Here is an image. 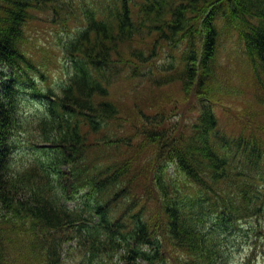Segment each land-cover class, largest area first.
<instances>
[{"label":"trees","instance_id":"16d2710c","mask_svg":"<svg viewBox=\"0 0 264 264\" xmlns=\"http://www.w3.org/2000/svg\"><path fill=\"white\" fill-rule=\"evenodd\" d=\"M71 6L0 0V264H63L65 239L77 264H225L222 246L241 227L263 230L264 127L219 128L218 27L239 35L264 92V0ZM46 11L63 29L80 24L61 46L57 88L41 86L44 69L24 50L29 23ZM125 71L153 86L180 82L186 113H141L132 133L115 134L122 117L110 90Z\"/></svg>","mask_w":264,"mask_h":264},{"label":"rangeland","instance_id":"374dc122","mask_svg":"<svg viewBox=\"0 0 264 264\" xmlns=\"http://www.w3.org/2000/svg\"><path fill=\"white\" fill-rule=\"evenodd\" d=\"M100 3H103V0H72L71 9L80 14L83 9H88L93 4L98 6ZM35 17L36 19L32 20L27 27L28 40L24 50L36 64L44 69L46 81L44 83L42 81L41 86L57 88L64 78L66 69L61 46L69 39L70 32L80 24L76 18H71L68 26L63 29L58 19L55 20L56 15H52L51 11L36 12ZM218 29L220 35L216 55L217 65L213 72L218 80L213 86L212 99L215 100L213 104L219 128L225 134L232 136H237L242 130L254 132L259 127H264V92L256 81L239 35L230 27L222 26L221 22ZM161 61L162 59H158L157 64L161 65ZM5 71L10 73L9 69ZM120 78V81L110 90V96L120 108V117H122L113 123L114 126L118 125L114 129L115 134L132 133L131 125L141 118V113L150 115L159 112L163 116H170V118L173 116L175 119L177 111L186 113L187 109H183L185 102L181 97L180 82L164 87L153 86L150 83L129 78L127 71L122 72ZM39 105L38 102L32 100V103L28 104V109L37 110ZM191 110L187 118L188 124L195 122L194 113L196 112H191ZM111 135L114 139L117 136ZM103 153L111 156L112 150H106ZM124 153L127 154L125 151ZM112 160L114 161L113 158ZM144 160L146 157L140 156L139 162ZM167 172L170 176H174V166L170 165ZM143 179L142 173L139 176L140 189L146 187ZM261 221L264 220L261 219ZM262 227L263 230L257 232L250 231L252 230L250 227H241L243 232L231 239L230 243L222 246L226 248L225 252L228 248L230 252L229 255L223 252L226 258L225 264H264V238L260 236L264 233V226ZM212 234H217V232ZM242 234L249 237H244ZM19 240L24 242L25 238L21 236ZM67 242L68 240L65 239L62 244L63 264H77L80 260L79 253L74 252L72 243ZM178 256L184 259V255L178 254Z\"/></svg>","mask_w":264,"mask_h":264},{"label":"bare ground","instance_id":"6f19581e","mask_svg":"<svg viewBox=\"0 0 264 264\" xmlns=\"http://www.w3.org/2000/svg\"><path fill=\"white\" fill-rule=\"evenodd\" d=\"M1 17V16H0ZM43 75V74H42ZM43 78V77H42ZM32 81V80H31ZM35 88V87H34ZM23 92V91H22ZM28 93V92H27ZM18 97V96H17ZM25 98V97H24ZM22 110V109H21ZM94 228V227H93ZM96 228V227H95ZM61 229V228H60ZM81 229V228H80ZM33 230V229H32ZM93 230V229H92ZM68 233V232H67ZM72 237V236H71ZM75 237V236H74ZM101 240V239H100ZM102 241V240H101ZM79 242V240H78ZM101 244V243H100ZM102 247V246H101ZM81 250V249H80ZM168 251V250H167ZM99 252V251H98ZM59 262V261H58Z\"/></svg>","mask_w":264,"mask_h":264}]
</instances>
